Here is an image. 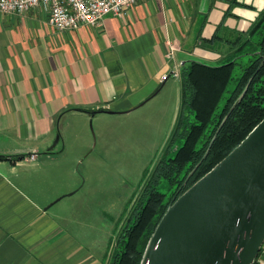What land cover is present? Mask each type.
Here are the masks:
<instances>
[{
  "label": "crops",
  "instance_id": "1",
  "mask_svg": "<svg viewBox=\"0 0 264 264\" xmlns=\"http://www.w3.org/2000/svg\"><path fill=\"white\" fill-rule=\"evenodd\" d=\"M263 11L264 0H140L69 30L46 5L0 12V264H110L121 232L104 220V192L83 193L92 140L73 121L171 96L177 116L181 77L163 75L222 62Z\"/></svg>",
  "mask_w": 264,
  "mask_h": 264
},
{
  "label": "trees",
  "instance_id": "2",
  "mask_svg": "<svg viewBox=\"0 0 264 264\" xmlns=\"http://www.w3.org/2000/svg\"><path fill=\"white\" fill-rule=\"evenodd\" d=\"M180 77L181 104L168 150L146 174L139 206L121 231L110 264H140L168 206L264 118V11L221 63L186 59ZM246 87L244 97L232 108ZM163 182L167 192L160 188Z\"/></svg>",
  "mask_w": 264,
  "mask_h": 264
},
{
  "label": "water",
  "instance_id": "3",
  "mask_svg": "<svg viewBox=\"0 0 264 264\" xmlns=\"http://www.w3.org/2000/svg\"><path fill=\"white\" fill-rule=\"evenodd\" d=\"M263 242L264 118L168 206L140 264H255Z\"/></svg>",
  "mask_w": 264,
  "mask_h": 264
},
{
  "label": "rangeland",
  "instance_id": "4",
  "mask_svg": "<svg viewBox=\"0 0 264 264\" xmlns=\"http://www.w3.org/2000/svg\"><path fill=\"white\" fill-rule=\"evenodd\" d=\"M175 78L178 77L172 76L171 81ZM160 99L128 115L103 113L86 121H73L74 127L82 133L88 131L92 140L87 162L78 164L77 169L83 183L86 181L83 193L94 188L104 192V220L108 219L111 231L119 225L117 236L139 206L146 174L151 173L169 147L177 117V99L172 96L168 100ZM83 123H86L84 131ZM166 185L163 182L160 186L164 192ZM116 241L117 238L112 244L115 249ZM111 251L112 256L114 249Z\"/></svg>",
  "mask_w": 264,
  "mask_h": 264
},
{
  "label": "built area",
  "instance_id": "5",
  "mask_svg": "<svg viewBox=\"0 0 264 264\" xmlns=\"http://www.w3.org/2000/svg\"><path fill=\"white\" fill-rule=\"evenodd\" d=\"M140 0H0L2 13H26L38 5L49 8V23L59 30L76 29L80 25H101L108 15L123 16L129 8ZM177 46L170 43L167 58H173ZM170 76H180L179 70L166 73L162 81ZM32 159L37 154L32 153ZM255 264H264V242Z\"/></svg>",
  "mask_w": 264,
  "mask_h": 264
}]
</instances>
